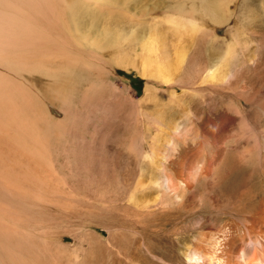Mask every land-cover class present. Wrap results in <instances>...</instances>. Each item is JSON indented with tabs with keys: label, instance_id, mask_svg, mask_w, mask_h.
Masks as SVG:
<instances>
[{
	"label": "bare ground",
	"instance_id": "obj_1",
	"mask_svg": "<svg viewBox=\"0 0 264 264\" xmlns=\"http://www.w3.org/2000/svg\"><path fill=\"white\" fill-rule=\"evenodd\" d=\"M155 1L151 17L159 11ZM201 1L203 12L215 16V0ZM131 7L128 0H0V195L21 200L20 194L38 193L33 201L70 209L73 195L55 170L53 152H65L69 146L56 143L72 134L75 145L79 106L101 110L102 133L78 135L82 159H101L103 151L112 159H139L125 160L121 175H107L114 184L109 215L115 226H107L106 241L113 256L95 264H264V55L240 59L237 50H215L211 42L205 50L209 29L186 15H166L164 24L144 19L148 30L124 35L117 11ZM110 64L142 76L149 69L182 90L162 98L146 87L133 120L123 109L129 94L115 84ZM86 163L87 169L94 164ZM69 194L70 202L57 201ZM1 201L0 215H9ZM8 223L0 220V262L43 264L28 250L24 255L23 234Z\"/></svg>",
	"mask_w": 264,
	"mask_h": 264
},
{
	"label": "rangeland",
	"instance_id": "obj_2",
	"mask_svg": "<svg viewBox=\"0 0 264 264\" xmlns=\"http://www.w3.org/2000/svg\"><path fill=\"white\" fill-rule=\"evenodd\" d=\"M128 1H129V4L132 3L135 7L134 9L131 7L132 11L127 12L122 9H119L117 11L118 18H120V21H121L120 23L121 27H119V29H121V33L124 35H127L130 31H132V29L139 31L138 29L141 26L144 27V30H148V25L143 24L142 22L149 21L153 18H156L158 21H162L163 22L162 24H164L163 17L166 15H177V14L186 15V16H191L195 18L200 27L205 26L209 29V35L208 36L206 35L207 37L206 43H205L206 45L203 44V48H206L205 50H207V48H211L208 45L209 42H211L212 43L211 45L214 46L215 50H228V49L237 50L238 57L240 59H243V57L247 55L248 53H249L248 54L249 56H251L252 53H259V55H264V52H263L264 51V0H215V2L213 3V8H215L216 10L215 16H211L203 12L204 8L202 7L201 0H170V2L169 0H160L159 11L152 17H151V10H152V7L156 3L155 0H128ZM218 4H221L220 7ZM190 10H193V12ZM85 18L88 21H91V20L95 22L100 21V16L97 18H93V17L88 16L87 14ZM144 19L145 21H141ZM248 20L250 22H248ZM125 43H126V39H122V42H121L122 46H124ZM136 50H139V49H136ZM244 52L245 54L242 55ZM108 70L110 71V74L112 75V77H114V79L116 80L115 84L118 86V88H125L124 93L129 94L128 102L125 104L123 109L126 110L128 108V114L133 118V120H134L133 116L135 115V112H136L134 108V103L137 102L139 98L143 97L145 93L144 90L146 87H149V91H154L153 94L155 95L158 94L159 97H162V96L164 97V95L167 94V92L169 91H173V92H176V94H179L180 90H182L178 82L172 83V84L160 82L158 78L150 72L149 69L144 71L147 74V76H142L141 74L137 73L133 69H124L119 66L116 67L115 64H110ZM159 92L161 93L160 95H159ZM76 98L77 97H75L73 106L75 105L79 106V103L77 101L78 99ZM117 98L118 97L114 99L116 100ZM130 105H132L133 107ZM130 108L132 109L131 112H130L131 110ZM49 112L50 114L56 117L61 116L60 113L56 111L55 109L49 108ZM101 112H102L101 110L94 109L93 111H90L86 107L79 106V109L77 110L76 121L78 122V126L81 125L82 127L83 126L84 127L82 128L80 126L79 128L76 129L77 130L76 132L79 131L78 133H80L83 139L85 138L91 139L93 136H94L93 139H95V136L99 134V132L102 133V128L100 129L101 125L99 124L103 122L104 116L102 115ZM121 112H122V109L121 111H118L119 114ZM94 114L96 117L94 116ZM84 115L86 116V118L84 117ZM97 116H98V119H97ZM93 118L95 119V121ZM90 119H92L91 122H89ZM132 122H130L129 120V127L135 126V123H132ZM86 125L87 127L89 126L88 128L90 129H87ZM94 126L96 128L98 127L100 130L99 129L96 130ZM116 128L118 129L119 125H117ZM153 128L154 127H152V129ZM117 129L116 131H120ZM84 130L86 131L84 132ZM92 131H94L95 133ZM85 134H87V136H85ZM73 135L74 134H72L68 138L69 141L67 142L65 139L66 137L65 138L63 137L62 138L63 140H61V142L56 143L58 147L61 145L60 148L64 146L65 147L69 146L65 152L63 153H60L59 151L53 152L54 161L55 160H56L55 162L58 161L57 163H54L56 167L55 170L58 173V175L64 181H66L63 184V186L65 187L64 189L68 187L67 189L70 190L71 194L73 195L71 197L72 198L75 197V199H72L70 197L71 194L67 196H62L64 198L62 197L60 198L59 196L57 198V201L70 202L71 200H73L71 201L73 202L71 203V205L72 204L73 205L70 209L58 210L57 207H55L56 202L51 203L49 205L50 207L49 206L46 207L47 203H44V201L42 202V200L33 201V200H37L33 197L37 196L38 193L37 194L35 193L36 195L33 194L32 197H31L32 193L31 195L30 194L28 195L27 193L20 194L19 196L21 195L22 196H21V200H20V197L18 196L19 201L14 196H11L14 198L13 199L9 195L4 196V197L0 195V199L3 200L1 202L7 205L8 210H9V215H0V220L6 223L9 222L8 224H14L12 219L10 218V215H11L10 209L14 211V217H16V225L15 224L14 225L17 227L18 230H20V233L23 234V240L25 239V241L20 244L22 245L20 246V249L23 251L24 255L27 250L30 251L31 253L36 255L40 259V261L41 260L45 261V262H42L43 264H46L48 262H51L48 264H95L97 262L96 258L98 257L100 258L101 256L104 258L105 263L112 261L111 258L113 256V251H112L111 246L107 247V245L110 244V242H106V241L109 235L107 226L108 225L112 227L115 226L113 219L111 218L112 203H114L112 201L113 200L112 193L114 189L113 188L114 184H112L113 179L112 180L110 179V182H109L108 177L111 175L109 176L107 175L112 174V173L114 174V170L115 172L118 170V174L121 175V173L119 172L123 171V168L121 167H123L122 165L125 162V160L127 163L131 162V165H133L134 164L133 162H135L136 159H139L138 157H134L133 159L129 157L131 161L128 162V160L130 159L127 156H125V159L122 158V156L120 158L118 157L120 160L123 159L121 160V163H120L121 165L119 167L120 161L118 158L116 159L115 157L117 154L114 155L113 156L114 159H112L110 158L112 154H110V152L108 153L107 150H105L107 151L105 153L104 151L103 152L101 151L104 155L102 153L101 154L99 153L98 155V156L101 155L100 157L103 163L100 162L101 159L98 158L96 154L95 156L98 159L96 157L95 159L91 158L89 156V153L87 154L89 156L88 157L89 160H87V158L82 159L81 154H83V152H82V149L80 148L81 146L79 147V144H81L83 141H81L79 137L80 135L77 134L76 138L74 137L76 140L74 139L75 145L73 146L71 142L72 140L71 137H73ZM77 137H79V140L77 139ZM77 140L80 141V143H78ZM64 142H65V145H64ZM83 144L84 143H82L81 145ZM104 144L108 145L109 143H104ZM72 146L74 148H78V147L79 148L74 149ZM68 150H70V152ZM77 150H80V151H77ZM65 155H67V157ZM76 156L78 157L76 158ZM104 156L108 158L106 159V157ZM126 157L128 159H126ZM77 159L79 161V164L75 165L74 163L76 162L78 163V161H76ZM90 159L96 160V164H95V161H92ZM104 160H106L105 161L106 163L104 162ZM110 160H113L114 162L113 163L109 162L110 164H108L107 162ZM83 161H85L84 163H86L87 161L86 164H89V163L92 164V162L94 164L92 165L89 164L92 167H88L87 169V167L83 166L84 164L82 163ZM116 161L117 162L119 161V162L117 163ZM58 165H60L61 167L60 166L58 167ZM76 166H78V168L80 169L78 170ZM60 168H62V170ZM108 168H110V170H108ZM104 169L106 170L107 173L105 172ZM109 171H112V172L110 173ZM103 173H105L106 176ZM115 174H117V172ZM104 178L108 180L109 183L103 182V181L101 182V180H103ZM120 183H123V182H120ZM101 184H103V186ZM119 189L123 191L122 184ZM39 195L42 196V194L40 193ZM22 197H24L23 199L24 201L22 200ZM69 197L71 200L69 199ZM27 198L29 200H27ZM28 201H30V204H28L29 203ZM31 201L33 202L32 205H31ZM15 202H16V205H15ZM36 202L37 204L39 202V205L42 204V206L37 205ZM125 203H126V198H123L122 204L121 203L119 204L118 202H116V204H118L120 207L124 206ZM21 204L22 206H19ZM36 205L38 207H36ZM15 206L16 207L18 206L19 208H16ZM48 208L49 210H51L50 212L48 211ZM28 209L29 211H27ZM31 211L32 212L35 211V213L38 215H35V213L33 215ZM42 211L43 212L45 211L48 213L45 214L44 212L45 215H43V213L41 214ZM52 214H54V216ZM109 214H111V216ZM120 218H121V222H124L125 217L122 216ZM39 220L41 222H39ZM126 221L127 219L125 220V222ZM34 222H36L37 224H34ZM29 238L33 239L35 241V244L37 242L38 243L35 245L33 240ZM26 239L28 241L30 240L31 241L26 242ZM26 245L28 248L25 249ZM37 246H39V248ZM28 251L26 255H29ZM43 253H45V255ZM0 264H4V262H0Z\"/></svg>",
	"mask_w": 264,
	"mask_h": 264
}]
</instances>
